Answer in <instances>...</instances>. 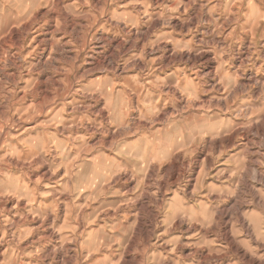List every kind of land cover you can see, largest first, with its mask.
Segmentation results:
<instances>
[{
	"label": "rangeland",
	"instance_id": "rangeland-1",
	"mask_svg": "<svg viewBox=\"0 0 264 264\" xmlns=\"http://www.w3.org/2000/svg\"><path fill=\"white\" fill-rule=\"evenodd\" d=\"M252 2L0 0V264H264Z\"/></svg>",
	"mask_w": 264,
	"mask_h": 264
},
{
	"label": "crops",
	"instance_id": "crops-1",
	"mask_svg": "<svg viewBox=\"0 0 264 264\" xmlns=\"http://www.w3.org/2000/svg\"><path fill=\"white\" fill-rule=\"evenodd\" d=\"M165 134L166 133L164 132L163 137L166 138ZM136 144L140 146L139 148H137L138 152L140 154H143V156L146 155V157L144 156V160L142 158H138L139 160L142 161L141 162L142 167L144 165H150L151 162H155L156 160H161L162 162L167 161V159L163 157L166 154V152L169 155V159L171 158L172 154H169V152L172 148V145L169 142L166 144L164 143V141L163 142L159 141V144L156 145L155 140L153 138H150L146 140H141Z\"/></svg>",
	"mask_w": 264,
	"mask_h": 264
},
{
	"label": "bare ground",
	"instance_id": "bare-ground-1",
	"mask_svg": "<svg viewBox=\"0 0 264 264\" xmlns=\"http://www.w3.org/2000/svg\"><path fill=\"white\" fill-rule=\"evenodd\" d=\"M248 23L253 25V27L258 26L259 24L264 25L263 19L264 16L261 14L260 8L254 3H250L248 6ZM214 64V63H213ZM195 131H193L194 133ZM197 132V131H196ZM201 133H206V131H200ZM196 135V133H194ZM260 173V172H259ZM219 215V214H218ZM252 226V225H251ZM231 228V227H230ZM233 229V228H232ZM231 230V229H230ZM229 241V240H228ZM190 244V243H189ZM244 253V252H243ZM254 255V254H252ZM201 256V255H200Z\"/></svg>",
	"mask_w": 264,
	"mask_h": 264
}]
</instances>
